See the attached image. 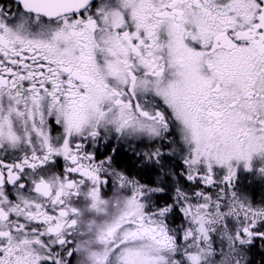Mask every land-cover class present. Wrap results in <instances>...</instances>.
I'll list each match as a JSON object with an SVG mask.
<instances>
[{"label":"snow or ice","instance_id":"snow-or-ice-1","mask_svg":"<svg viewBox=\"0 0 264 264\" xmlns=\"http://www.w3.org/2000/svg\"><path fill=\"white\" fill-rule=\"evenodd\" d=\"M0 264H264V0H0Z\"/></svg>","mask_w":264,"mask_h":264}]
</instances>
